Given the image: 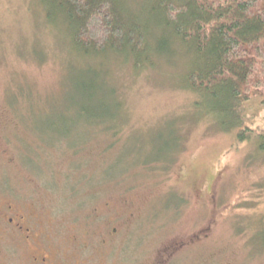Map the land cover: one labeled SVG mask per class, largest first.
<instances>
[{"label": "rangeland", "instance_id": "374dc122", "mask_svg": "<svg viewBox=\"0 0 264 264\" xmlns=\"http://www.w3.org/2000/svg\"><path fill=\"white\" fill-rule=\"evenodd\" d=\"M45 7L0 0V199L48 233L98 228L104 264L182 242L168 264H264V93L224 115L191 55L91 62Z\"/></svg>", "mask_w": 264, "mask_h": 264}, {"label": "trees", "instance_id": "16d2710c", "mask_svg": "<svg viewBox=\"0 0 264 264\" xmlns=\"http://www.w3.org/2000/svg\"><path fill=\"white\" fill-rule=\"evenodd\" d=\"M44 2L47 20H62L85 60L122 59L141 72L180 50L193 57L190 88L214 98L224 115L252 91L264 93V0Z\"/></svg>", "mask_w": 264, "mask_h": 264}, {"label": "flooded vegetation", "instance_id": "af4514ba", "mask_svg": "<svg viewBox=\"0 0 264 264\" xmlns=\"http://www.w3.org/2000/svg\"><path fill=\"white\" fill-rule=\"evenodd\" d=\"M33 220L32 215L0 199V264H104L103 257L109 256L103 251L108 243L98 228H73L72 236L67 237L64 227L50 226L48 233L32 225ZM117 234L118 228H112L110 238H116ZM186 245L182 242L167 248L152 264H168ZM122 254H118L121 258L113 260V264L129 261L130 254Z\"/></svg>", "mask_w": 264, "mask_h": 264}]
</instances>
